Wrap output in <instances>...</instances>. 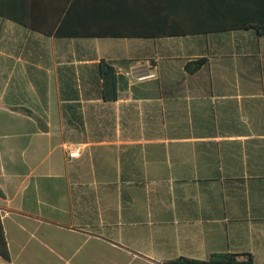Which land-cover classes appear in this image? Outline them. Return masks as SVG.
<instances>
[{"label": "crops", "instance_id": "1", "mask_svg": "<svg viewBox=\"0 0 264 264\" xmlns=\"http://www.w3.org/2000/svg\"><path fill=\"white\" fill-rule=\"evenodd\" d=\"M63 2L0 0V264H263L264 0H122L158 39L37 30Z\"/></svg>", "mask_w": 264, "mask_h": 264}, {"label": "trees", "instance_id": "2", "mask_svg": "<svg viewBox=\"0 0 264 264\" xmlns=\"http://www.w3.org/2000/svg\"><path fill=\"white\" fill-rule=\"evenodd\" d=\"M63 17L57 21L53 27V30H47L38 28L37 30L43 32L46 35L55 34L61 38H157L154 35L141 34L145 31L146 22L141 20H130L131 32L138 34H131L127 32L125 27V21L120 18H124L120 9L125 6L121 5L122 0H63ZM114 8H118L115 12ZM0 15L5 16L4 12L0 11ZM22 24H27L26 21L17 20ZM173 24L172 28H167V32H189L192 28H180L178 24L182 21H168ZM185 23V22H184ZM148 24V21H147ZM183 24V23H182ZM178 27V28H177ZM261 34H264L263 25H255ZM37 28V27H34ZM177 29V30H176ZM180 35H163V37H176ZM158 39V38H157ZM205 64V60H199L195 63L187 64L186 68L188 72H196L202 65ZM102 75L104 79V95L106 100H116L118 97V91L116 88V69L111 64L102 63ZM3 195V190L0 188V196ZM0 255L5 259H8V247L4 238V232L0 223ZM166 264H256L254 258L251 255L233 254V253H221L213 254L208 260H197L188 258H178L167 262ZM264 264V263H263Z\"/></svg>", "mask_w": 264, "mask_h": 264}, {"label": "built area", "instance_id": "3", "mask_svg": "<svg viewBox=\"0 0 264 264\" xmlns=\"http://www.w3.org/2000/svg\"><path fill=\"white\" fill-rule=\"evenodd\" d=\"M81 155V147H74L68 153L69 158H78Z\"/></svg>", "mask_w": 264, "mask_h": 264}, {"label": "rangeland", "instance_id": "4", "mask_svg": "<svg viewBox=\"0 0 264 264\" xmlns=\"http://www.w3.org/2000/svg\"><path fill=\"white\" fill-rule=\"evenodd\" d=\"M95 42H98V41H95Z\"/></svg>", "mask_w": 264, "mask_h": 264}]
</instances>
